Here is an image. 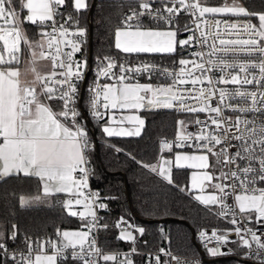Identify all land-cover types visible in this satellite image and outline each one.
Masks as SVG:
<instances>
[{"label": "snow or ice", "instance_id": "1", "mask_svg": "<svg viewBox=\"0 0 264 264\" xmlns=\"http://www.w3.org/2000/svg\"><path fill=\"white\" fill-rule=\"evenodd\" d=\"M119 3L128 8L121 26L114 31V47L120 53L174 56L194 43L210 51L190 52L189 56L196 57L195 60L183 56L172 59L171 68L139 58L138 63H132L128 55L98 58L96 75L105 78V82L94 81L88 89L91 115L99 121L112 109L207 113V119L198 115L190 121L179 119L180 131L175 140L160 142L161 150L173 153L174 159H163L159 164L132 159L168 184H173V165L177 169L200 170L192 174L191 187L200 193L195 200L231 225H241L213 230L210 236L201 231L208 254L223 256L222 247L238 244L253 252L259 264H264V237L253 228L245 231L241 224V221H264V11H252L242 0H225L220 6H210L207 0H119ZM69 5L77 13L89 8L86 0H74V4L71 0H0V179L22 172L26 177L39 178L44 196L65 193L74 197L62 206L69 216L83 222L82 230L58 228L57 240L34 241L25 235L26 252H17L7 244V240L15 243L18 239L17 226L13 225L11 232H0L3 264H8V258L13 264H69V261L109 264L117 262L120 255L106 253L98 245L94 233L107 230L109 225L101 224L103 218L96 209L104 210L107 205L98 203L99 193L84 191L92 174L87 166L90 137L81 122L78 104L79 82L84 79L87 60L78 61L74 57L81 52L87 30L79 27L78 16L71 12L65 16L60 11L61 7L67 11ZM181 12L189 17L183 26L178 19ZM145 17L154 27L145 25ZM25 21L37 26L38 39L27 34ZM185 32L190 35L179 39ZM66 48L70 51H65ZM238 54L249 59L241 60ZM41 60L50 62L49 71L41 70L49 64L38 67ZM141 77L149 81L155 78L157 83H141ZM109 79L112 83L107 82ZM189 84L191 88L180 87ZM228 112L236 113L235 119ZM249 114L254 118L249 119ZM125 124L131 127L114 126ZM144 125L145 120L139 115H126L119 120L113 117L110 123L102 125V131L108 137H139ZM189 125L198 130L189 131ZM185 147L197 154L173 152L174 148ZM233 148L236 151L230 152ZM230 165L229 172L222 170ZM217 166L221 169L219 175ZM206 187H211L213 194L205 195ZM40 200V196L21 197L20 205L26 207ZM74 205H82L84 210H72ZM115 227L120 229L119 240L133 245L136 244L133 233L141 236L145 233L143 227L123 217ZM233 232L238 239H230ZM213 241L214 246L208 247ZM160 251L177 264H184L170 252ZM136 252L133 247L118 264H134L131 256ZM155 262L162 264L159 256Z\"/></svg>", "mask_w": 264, "mask_h": 264}, {"label": "trees", "instance_id": "2", "mask_svg": "<svg viewBox=\"0 0 264 264\" xmlns=\"http://www.w3.org/2000/svg\"><path fill=\"white\" fill-rule=\"evenodd\" d=\"M224 0H207L208 5H219ZM87 10L77 13L72 6L61 7L65 14L71 12L79 17V27L91 29V44L85 46V54L89 63L97 57L121 55L114 47V31L119 25L121 14L128 10L119 0H86ZM252 11H264V0H242ZM72 3V0H71ZM25 12V11H24ZM184 21H181L183 26ZM146 26L154 27L151 24ZM25 28L32 39H38L39 29L30 22ZM181 36V34L179 35ZM151 55L169 60L178 54H134ZM145 126L139 137H107L101 126L105 121H95L84 113L82 121L90 136L91 149L88 158L92 166L91 180L103 196H106L107 208L102 210L107 230H101L99 243L104 250H120L129 246L128 241L115 238L114 222L121 217L134 221L144 227L148 237L145 249L165 246L171 251L184 256H197L201 249L196 241V232L203 226H211L216 230L227 228V224L214 213H209L200 205L188 189V170L174 168L173 184H168L159 175L150 172L136 163L142 160L152 164L158 156V141L161 136H172L179 119H188L190 113H177L174 110L141 111ZM116 148L122 151L117 152ZM135 157L136 160L132 159ZM183 189V190H181ZM40 196V201H33L29 206L22 207L20 198L32 199ZM64 195L44 196L42 183L38 177H26L16 174L0 179V232L8 233L17 226L18 239L15 243L7 240L9 248L26 249L23 237H41L44 240H57L56 230L82 229L83 222L78 217L68 215L61 204ZM165 229L158 233V227ZM238 244L237 250L229 257L202 260L199 264H248L243 258ZM3 264V258H0ZM8 264H13L8 260ZM69 264H71L69 262ZM136 264H145L136 263Z\"/></svg>", "mask_w": 264, "mask_h": 264}, {"label": "built area", "instance_id": "3", "mask_svg": "<svg viewBox=\"0 0 264 264\" xmlns=\"http://www.w3.org/2000/svg\"><path fill=\"white\" fill-rule=\"evenodd\" d=\"M128 13V10L124 11L120 18H119V25L121 26V20L123 18L124 15H126ZM65 16H67V14H65ZM217 18H220V19H228V17H221V16H217ZM144 19V23L145 25L146 24H152V22L147 18H143ZM179 19V22L181 24V21L183 20L184 23L189 19V17H187L183 12L180 13V16L178 17ZM194 19V18H193ZM235 19V18H233ZM254 23H258L257 20H253ZM51 23V22H49ZM154 26V25H153ZM48 31H51V29H48ZM220 31L221 33H223V25H221V28H220ZM181 35L185 38L188 37V35H190V33H181ZM198 35V33H197ZM227 38H235V37H227ZM211 37H209V43H211ZM86 43H88V39H87V36L85 37V43L81 46V52L79 53H76L75 54V59L78 60V61H83V60H87V68L86 69H83L84 71V79L82 81L79 82V96H80V102L78 104V108H79V111L81 113V118H82V114L84 113L85 115H87L90 119L92 120H95V121H98L97 119H95L92 115H91V111L89 109V106H88V103H87V98L89 96V87H91L93 85V82L96 81L97 83H104L105 82V78L103 77H97L96 75V68H97V65H98V58L99 59H103L104 57H97L94 62L92 63H89L88 62V59L86 57V54H85V46H86ZM65 51H70V49H64ZM193 51H203L205 53H207L208 51H210L209 48L205 47L203 49H201V46L198 44V43H194V45L192 46H185V50L180 52V55H178L177 57L173 58V59H176L178 60L180 58V56H183L185 58H189L190 60H195L197 59L196 57L194 56H189V53L190 52H193ZM125 55H128L130 57V61L132 63H138L139 60H145V61H152V62H155L157 64H162L164 66H167L169 68L172 67V64L170 63V61L172 59H169V60H165V59H161L159 57H155V56H151V55H143V56H139V55H134V54H124L122 53L121 55H112V56H118V57H123ZM239 55V58L241 60H247L249 59L246 55L244 54H238ZM139 58V60H138ZM231 58V57H229ZM213 59H215V57H213ZM189 67H191V64L189 65ZM177 70H178V66H177ZM198 74V73H197ZM219 75V74H217ZM108 83H112V80H108L107 81ZM132 82H136V81H132ZM141 83H157L156 79L153 78L151 81H149L147 78H144V77H141L140 78V81ZM163 83H168L167 81H162ZM200 85H198L197 87H199ZM206 86V85H205ZM180 87H188V88H191L192 85H181ZM220 87H225L224 85H221ZM227 87H235L233 85H228ZM249 88H251L252 86H248ZM190 103H193L195 104V101H189ZM216 103V100L214 99L213 100V104ZM151 110H170V109H151ZM191 117L188 118V119H184V120H192L194 116H199L200 119H207V113H200V114H192L190 113ZM214 115V114H213ZM227 115H229L232 119H235V116L237 115L236 113H232V112H228ZM249 119H253L254 118V115L253 114H249L248 116ZM107 119V112H106V115L104 117L103 120H99V121H105ZM81 122L83 123L82 119H81ZM84 125V123H83ZM189 131H192V132H196L198 129L197 127L193 126V125H189V128H188ZM180 131V126L177 125V128H176V131H175V134L172 135V136H161L159 141H158V154H163L164 152H167V150H161V147H160V142L161 141H164V140H167L168 142H173L175 140V137L176 135L178 134V132ZM90 137V136H89ZM233 143H239L238 141H233ZM91 145H90V149H91ZM174 150H183V151H189V152H192V153H195L194 152V149L192 148H188V147H185V148H174ZM218 150V149H217ZM230 152H235L236 149H230L229 150ZM91 170H92V166L90 164V161H89V158H88V165H87ZM258 166V165H257ZM232 166H227V167H224L222 170L224 172H229L230 171V168ZM220 167L218 166V172L220 173ZM77 175H79V173H77ZM92 175V174H91ZM91 175L89 177V186L87 189H85L84 191L86 193L88 192H91V193H99V196H100V200L98 201L99 202H103L105 203V199L107 198L106 196H103L100 191L93 186L92 184V180H91ZM218 182V181H217ZM228 191H231V189H229ZM67 198H63L61 199V204H63L64 201H66ZM230 203L232 202L231 200L229 201ZM65 209V208H64ZM67 210V209H65ZM72 210H75V211H83V207L82 205H79V206H73V209ZM97 211V214L98 216L102 217L103 219L100 221L101 224H105V219H104V214H103V211L101 209H96ZM219 218V217H218ZM121 219V218H120ZM120 219L116 220L114 222V227H115V224L120 221ZM125 220L129 221L131 224L135 225V226H139V227H142L140 225H137L134 221L132 220H128L126 218H124ZM221 219V218H220ZM236 219L238 221L241 220V217L240 215H237ZM223 222H225L227 224V228L226 229H233L234 227L236 226H241V225H231L230 223H228L227 220L225 219H221ZM107 224V223H106ZM241 224L245 226V231L247 228H253L254 231L257 232L258 235H261L262 237H264V221H261L259 223H256L254 220L251 221V222H248V221H241ZM144 228V227H143ZM86 230V229H85ZM115 230H116V234H115V238L116 239H119V232H120V229L119 228H116L115 227ZM165 229L163 228L162 225H160L158 227V233H162ZM213 230H216L215 228L211 227V226H203L201 228H199L196 232V241H197V244L199 245V248L201 249V254L197 255V256H184V255H179V254H176L175 252L171 251L170 249H168L167 247L165 246H161L159 248H155V249H145L146 246H148V237L146 235V233H144L143 236L139 235V233H136L134 232V236L136 237V244L133 245L131 242H129V246L125 249H120V250H111V251H108V250H104L106 253H119L120 255H118V258H117V262H109V264H118V261L119 260H122L124 258L123 254L124 253H129L131 252L132 248L135 247L137 249V252L132 254L131 258L134 262V264L136 263H142L144 262L145 264H156L155 262V257L156 256H159L160 257V260L163 264L164 261H168V264H177V261L172 259L170 256L166 255L165 253L161 252L160 250L161 249H164L166 250L167 252H170L172 254V256H176V257H179L181 259V261L184 262V264H199L200 262H202V260H211V259H215V258H222V257H229V256H233L235 255L236 253V249L233 247V244H228L227 246L225 247H222L220 250L222 252L225 253V255L223 256H218V257H211L208 252L206 251V247H205V242L204 240L201 238L200 236V233L201 231H205L207 232V234L210 236L211 232ZM100 233H94L98 236V240H97V243L98 245L100 246V243H99V239H100ZM32 240L34 241H43L44 239L41 238V237H34V238H31ZM230 239H238L236 236H235V233L233 232L232 235L230 236ZM215 242H211L208 244V247H212L214 246ZM101 247V246H100ZM239 247H242V249L240 250L241 252V255L243 256V258L245 257H249V258H245L247 261H248V264H259V261L255 258V256L253 255V252L249 251L248 249H245L243 248L242 245H240ZM255 247V245H253V248ZM11 250H16L17 252L19 251H25L26 252V249H12V248H9ZM49 251H51L49 249ZM8 260L12 261L10 258H8ZM13 262V261H12ZM71 264H75V262H71L69 261ZM101 264H104L103 261H101Z\"/></svg>", "mask_w": 264, "mask_h": 264}, {"label": "crops", "instance_id": "4", "mask_svg": "<svg viewBox=\"0 0 264 264\" xmlns=\"http://www.w3.org/2000/svg\"><path fill=\"white\" fill-rule=\"evenodd\" d=\"M24 11H25V14H26V10H24ZM25 22H26V21H25ZM25 29H26V28H25ZM26 31H27V29H26ZM27 34H28V31H27ZM178 38H179V36H178ZM0 46H2L1 43H0ZM118 51H119V50H118ZM144 54H148V53H144ZM164 55H165V54H164ZM167 55H168V54H167ZM45 64H49V67H48V68H42L41 70L47 72V71L50 70V62H49V61H47V60H41V61H39V65H38V67H39L40 65H45ZM133 83H134V82H133ZM56 110L59 111V105L56 106ZM145 110H148V109H141V110H139V111H136V110H123V109H121V110H116V109L107 110V119L105 120V122H104L102 125H104L106 122H109V123H110V121H111V119H112L113 117H115L117 120H119V119H121L123 116H126V115H139L141 118L144 119V117L142 116L141 111H145ZM144 120H145V119H144ZM114 126L131 127V125H127V124H125V125H114ZM144 126H145V125H144ZM101 129H102V126H101ZM102 132H103V131H102ZM104 135L107 136L105 133H104ZM107 137H108V136H107ZM117 137H118V136H117ZM0 142H2V141H0ZM173 152H174V153H184V154H197V153H192V152H189V151H183V150H173ZM163 159H174L173 153H169V152L167 151V152H164L163 154H158L156 160H155L152 164H159V163H162V160H163ZM213 159H214V158L210 157V160H213ZM174 168H175V167H174V165H173V167H172V169H171V175H172V171H173ZM183 169H187V170H188V189H189V191H191V192L193 193L194 197H195L196 195H199V194H200V193H199V190H194V189H192L191 184H192V174H193L194 172H199L200 170H198V169H190V168H183ZM217 171H218V166H217V169H216V174H217ZM18 174H23V173L21 172V173H18ZM14 175H16V174H14ZM215 182H217V181H213V183H215ZM41 183H42V182H41ZM42 193H43V183H42ZM58 194H59V195H64L65 198L68 197V198H72V199H74V197H70L68 194H65V193H58ZM58 194H56V195H58ZM204 194H205V195L213 194V189H212L211 187H206V190H205V193H204ZM64 230L79 231V230H81V229H64ZM83 230H85V229H83Z\"/></svg>", "mask_w": 264, "mask_h": 264}, {"label": "rangeland", "instance_id": "5", "mask_svg": "<svg viewBox=\"0 0 264 264\" xmlns=\"http://www.w3.org/2000/svg\"><path fill=\"white\" fill-rule=\"evenodd\" d=\"M225 2V0L224 1H222L219 5H214V6H220V5H222L223 3ZM229 2H230V0H229ZM72 4H74V0H72ZM179 39H184V37L181 35V36H179ZM1 43V45H2V42H0ZM217 175H219V172L217 171ZM67 199H69L68 197H66ZM74 206H79V205H74ZM82 230V229H81ZM228 264H230V263H228Z\"/></svg>", "mask_w": 264, "mask_h": 264}, {"label": "water", "instance_id": "6", "mask_svg": "<svg viewBox=\"0 0 264 264\" xmlns=\"http://www.w3.org/2000/svg\"><path fill=\"white\" fill-rule=\"evenodd\" d=\"M88 41H89V52H90V44H91V29L90 28H89Z\"/></svg>", "mask_w": 264, "mask_h": 264}]
</instances>
